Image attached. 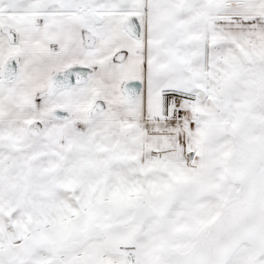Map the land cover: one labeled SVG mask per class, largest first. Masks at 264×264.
<instances>
[{
	"label": "snow or ice",
	"instance_id": "6c2138e0",
	"mask_svg": "<svg viewBox=\"0 0 264 264\" xmlns=\"http://www.w3.org/2000/svg\"><path fill=\"white\" fill-rule=\"evenodd\" d=\"M0 264H264V0H0Z\"/></svg>",
	"mask_w": 264,
	"mask_h": 264
}]
</instances>
